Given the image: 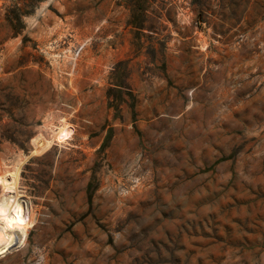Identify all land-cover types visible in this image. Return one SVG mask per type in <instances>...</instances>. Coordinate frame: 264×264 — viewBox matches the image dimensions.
Instances as JSON below:
<instances>
[{"label": "rangeland", "instance_id": "rangeland-1", "mask_svg": "<svg viewBox=\"0 0 264 264\" xmlns=\"http://www.w3.org/2000/svg\"><path fill=\"white\" fill-rule=\"evenodd\" d=\"M6 190L0 264H264V0H0Z\"/></svg>", "mask_w": 264, "mask_h": 264}, {"label": "bare ground", "instance_id": "bare-ground-1", "mask_svg": "<svg viewBox=\"0 0 264 264\" xmlns=\"http://www.w3.org/2000/svg\"><path fill=\"white\" fill-rule=\"evenodd\" d=\"M43 10L44 7L37 13ZM17 200L19 199L13 198L7 190L4 191L0 200V253L8 250L16 241L20 243L27 231L25 227L28 226V222L21 219ZM19 230L21 232H18Z\"/></svg>", "mask_w": 264, "mask_h": 264}]
</instances>
